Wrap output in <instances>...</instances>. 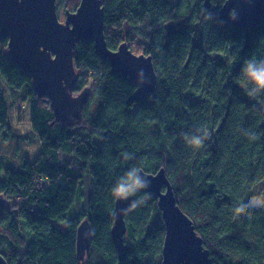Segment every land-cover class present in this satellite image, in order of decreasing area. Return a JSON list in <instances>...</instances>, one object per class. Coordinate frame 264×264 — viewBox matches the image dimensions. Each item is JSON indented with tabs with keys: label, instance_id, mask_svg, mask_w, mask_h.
<instances>
[{
	"label": "trees",
	"instance_id": "1",
	"mask_svg": "<svg viewBox=\"0 0 264 264\" xmlns=\"http://www.w3.org/2000/svg\"><path fill=\"white\" fill-rule=\"evenodd\" d=\"M223 1L209 0L207 7L205 0H102L108 48L125 42L133 51L140 42L141 53L152 58L156 88L136 96V85L112 72L92 40H79L72 89L91 93L80 114L65 122L0 42V79L14 102H29L41 146L20 167L0 154V193L7 203L0 254L8 264H161L164 223L151 195L125 213L130 248L124 260L111 240L113 185L131 167L152 174L164 168L210 264H264V209L235 212L264 179V94L249 96L241 71L247 58L264 57V23L222 21ZM167 23L175 24L170 36ZM7 113L0 87L3 132L10 130ZM198 129L210 135L194 148L184 136ZM86 176L90 192L80 193L70 209ZM84 218L90 238L80 261L76 229Z\"/></svg>",
	"mask_w": 264,
	"mask_h": 264
},
{
	"label": "water",
	"instance_id": "2",
	"mask_svg": "<svg viewBox=\"0 0 264 264\" xmlns=\"http://www.w3.org/2000/svg\"><path fill=\"white\" fill-rule=\"evenodd\" d=\"M208 2L205 0L204 3L207 7ZM65 12V18L60 22L55 0H0V41L6 42V54L29 75L38 96L48 98L60 120L65 122L71 117L76 118L89 94L86 88L80 94L72 95L77 79L73 55L79 40H92L96 53L103 61L108 60L112 72L136 85V96L153 93L157 75L152 58L144 53H134L125 42L116 50L108 48L103 32L102 0H80L74 11ZM235 14L236 18L232 19ZM218 16L237 27L261 25L264 23V0H224ZM165 28L170 36L175 31V24L167 23ZM139 171L150 181L145 190L157 200L164 223L160 263L210 264L209 251L203 248L191 219L177 205L164 168L154 174ZM132 200L131 196L127 199L115 196L110 234L120 260L125 259L130 248L124 241V216ZM6 207V199L0 193V220ZM89 229L86 218L76 229V255L80 261L89 247ZM0 264H8L1 254Z\"/></svg>",
	"mask_w": 264,
	"mask_h": 264
},
{
	"label": "rangeland",
	"instance_id": "3",
	"mask_svg": "<svg viewBox=\"0 0 264 264\" xmlns=\"http://www.w3.org/2000/svg\"><path fill=\"white\" fill-rule=\"evenodd\" d=\"M56 1V12L58 15L59 21H63L65 18V11H74L75 8L79 5L80 0H55ZM1 42V41H0ZM5 43L6 42H1ZM141 43H134L133 44V52L136 54L141 53ZM6 48V47H5ZM7 48L5 49V51ZM76 75H77V70ZM0 87L1 91L3 92L6 103L8 106V125L10 126V130L7 132H3L0 129V154H4L7 157V160L14 161L15 164L20 167L22 162L24 160H30L33 161L35 157L40 152V144L38 140V136L35 134V132L32 129V124L30 122V104L29 102H14L12 100V97L10 96V92H8V88L5 86L3 81L0 79ZM86 90V89H85ZM84 91V90H83ZM82 92V91H81ZM80 92V93H81ZM80 93H73L72 95L75 96L76 94ZM90 90L89 94L87 95V98L90 96ZM44 97V96H43ZM86 98V101H87ZM86 103V102H85ZM74 119L71 117L70 121ZM1 162V159H0ZM87 178V176L85 177ZM89 179H85L84 186L79 188V193L86 194V197L88 196L90 192V186H89ZM251 197L256 195L264 196V179L260 180V182L257 183L252 189H251ZM80 199L77 197L75 203L71 206L70 209H74L76 207L78 201ZM81 200V199H80ZM157 201V200H156ZM65 227V224H63ZM125 241V236H124Z\"/></svg>",
	"mask_w": 264,
	"mask_h": 264
},
{
	"label": "clouds",
	"instance_id": "4",
	"mask_svg": "<svg viewBox=\"0 0 264 264\" xmlns=\"http://www.w3.org/2000/svg\"><path fill=\"white\" fill-rule=\"evenodd\" d=\"M212 16L211 13L208 14ZM236 18L235 16L232 19ZM241 71L246 78V81L251 85L248 89V95L252 97L264 94V57L257 58L255 56L247 58L243 64ZM200 134H185V142L194 148L203 146L204 141L208 139L210 133L207 129H198ZM252 139H256L253 134ZM125 159H131V154L126 153ZM150 186V181L140 175V171L136 167H131L124 175L120 176L113 185V194L117 198L127 199L129 196H134L141 190L147 189ZM150 196V193H145L143 199H135L130 201L129 210H134ZM253 209H264V196L256 195L250 197L247 202H241L236 208L237 214H244Z\"/></svg>",
	"mask_w": 264,
	"mask_h": 264
}]
</instances>
